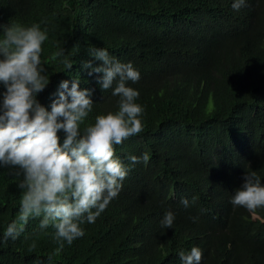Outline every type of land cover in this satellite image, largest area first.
<instances>
[{
	"label": "trees",
	"instance_id": "1",
	"mask_svg": "<svg viewBox=\"0 0 264 264\" xmlns=\"http://www.w3.org/2000/svg\"><path fill=\"white\" fill-rule=\"evenodd\" d=\"M233 2L0 0V24L47 29L41 62L49 84L37 100L48 111L60 83L73 79L93 93L82 134L97 115L117 111L119 97L82 67L102 63L89 55L93 48L132 63L140 79L127 86L144 109L143 131L115 146L129 168L121 191L59 252L55 229L41 232L40 218L17 239L5 238L19 213L22 177L0 167V264H182L178 253L193 247L201 264H264V209L252 214L230 203L247 172L264 184V0H246L239 11ZM4 91L0 85V105ZM144 153L147 163H130ZM169 211L171 229L161 227Z\"/></svg>",
	"mask_w": 264,
	"mask_h": 264
},
{
	"label": "clouds",
	"instance_id": "2",
	"mask_svg": "<svg viewBox=\"0 0 264 264\" xmlns=\"http://www.w3.org/2000/svg\"><path fill=\"white\" fill-rule=\"evenodd\" d=\"M245 5L246 0H234L232 8L239 11ZM0 33V85L6 90L0 105V167L15 169L14 175L22 177L17 184L19 213L4 236L15 240L30 218H40L41 232L55 229L59 252L65 243L71 245L82 238L81 225L94 223L121 191L129 168L116 157L115 146L143 131L139 117L144 109L136 102L139 92L127 86L129 81L138 82L140 73L132 63H121L104 48L90 50L89 55L102 63L93 67L91 60L86 61L83 69L89 70V76L96 74L101 90L112 89L119 100L117 111L97 115L82 134L81 125L94 103L92 90H81L79 80L60 83L50 111L37 100L49 84L41 62L47 29L42 30L39 23L28 27L10 23L0 24ZM61 55L57 52L54 58ZM61 63L69 71L73 68L68 59ZM129 161L132 165L147 163L149 155L130 156ZM243 181L230 203L256 214L264 209V184L255 171L247 172ZM181 203L189 207L186 198ZM174 219L167 212L161 227L171 229ZM35 247L33 240L29 251ZM178 255L182 264H201L198 247Z\"/></svg>",
	"mask_w": 264,
	"mask_h": 264
}]
</instances>
